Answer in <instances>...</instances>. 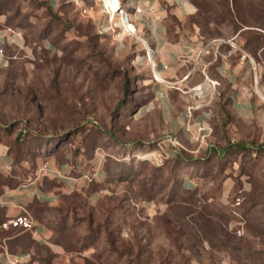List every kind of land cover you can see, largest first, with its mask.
I'll return each mask as SVG.
<instances>
[{"label": "rangeland", "instance_id": "1", "mask_svg": "<svg viewBox=\"0 0 264 264\" xmlns=\"http://www.w3.org/2000/svg\"><path fill=\"white\" fill-rule=\"evenodd\" d=\"M122 6L0 0V147L20 160L0 174L24 178L47 161L69 162L70 175L95 173L89 187L101 191L94 202L79 187L57 205L28 207L41 213L49 243L14 230L4 237L7 244L20 238L10 251L32 253L36 264H264V0L164 1L167 39L186 42L174 49L175 63L161 61L169 83L156 80L142 22ZM135 12L147 17L141 7ZM226 66L243 88L220 73ZM205 73L218 84L214 97L198 99L192 88ZM237 94L242 102L234 107ZM167 97L175 118L189 104L204 105L191 131L185 119L170 130L160 105ZM205 113L203 138L196 120ZM183 174L193 189H183Z\"/></svg>", "mask_w": 264, "mask_h": 264}, {"label": "crops", "instance_id": "2", "mask_svg": "<svg viewBox=\"0 0 264 264\" xmlns=\"http://www.w3.org/2000/svg\"><path fill=\"white\" fill-rule=\"evenodd\" d=\"M166 0H121L123 6L129 18L135 20L138 24V20L142 22L140 25V31L144 33L146 40L156 46L161 57V61L165 64H172L177 61V54L174 49L182 48L186 42L181 36L178 42L172 43L167 39V30L165 21L163 20L164 8L162 3ZM167 2H172L173 4H178L179 0H167ZM136 7L142 8L143 16L147 17L141 18V14L135 12ZM178 14V12H175ZM138 27V26H137ZM185 46V45H184ZM162 66V65H161ZM220 73L229 79L228 82L232 84V87L243 88V82L239 80V75L230 74L228 67H221ZM238 93V90L236 91ZM242 93V92H241ZM243 94V93H242ZM242 94H237L233 96V105L237 107V104L241 103ZM162 108V116L169 122V127L171 131H179L182 128V121L186 119V111H183L177 118L173 116L174 110L173 106L169 100V97L163 99L160 103ZM199 120H202V115L198 116ZM8 150V149H7ZM4 146L0 147V166H2L6 172L10 173V169L14 167L13 158L8 153ZM26 164V162H25ZM101 165V163H99ZM26 166V165H24ZM77 168L79 166L77 165ZM74 166L71 163L55 164L50 163L51 173L36 183H30L34 180L35 176H30L28 179H23L19 184L10 187L6 186L1 196V204L7 209V216L16 215L21 211L23 207L28 208L38 201L43 204L57 205L63 194H68L75 190L76 188L83 187L86 185L84 179H77L79 176L70 175ZM98 175L101 180H104L106 173L101 169L97 170ZM87 173L86 171L83 173ZM7 174L6 176H11ZM18 179L19 176H16ZM189 183V181H187ZM186 183V182H185ZM188 183L186 185H188ZM101 191H96L89 196V200L94 202L98 199ZM34 235L35 240L43 243H49V232L45 225L38 221L37 232ZM18 260V263H15ZM36 264V261L32 259V253L29 252H10L6 242H0V264Z\"/></svg>", "mask_w": 264, "mask_h": 264}, {"label": "built area", "instance_id": "3", "mask_svg": "<svg viewBox=\"0 0 264 264\" xmlns=\"http://www.w3.org/2000/svg\"><path fill=\"white\" fill-rule=\"evenodd\" d=\"M137 10H141L140 8H137ZM130 20V19H129ZM225 43L230 44L232 47H234V49L239 50L241 52V58L243 60H245L246 58H250L253 63L254 59L248 54L246 53L244 50L241 49V47L237 44V42L234 39H229L227 41H225ZM150 45V44H149ZM209 45H206L203 50L201 52H199L198 54V58H201V55L204 51H206L208 49ZM147 51V56L148 59H150V54L152 53V55L154 56V59H158V62L155 60V63L153 64V70L157 69L159 70V72H161V59L159 57V51L155 48L152 47L150 45V49H146ZM182 57H185L184 53H181L180 55H178V58L181 59ZM196 64V63H195ZM196 69V65H194L191 69V71H189L186 76L183 78V80L178 81L177 83L183 82L186 79H189L193 73L195 72ZM162 73V72H161ZM154 76L156 78V75L154 73ZM157 81H159L158 79H156ZM159 82H163L164 81H159ZM208 84L209 85V89L207 91L202 92L201 94H198V92H201L202 90V85L204 84ZM171 84V83H170ZM218 81L215 79H212L208 74L205 73V79L203 82L199 83L196 86H193L192 88V96L196 97L198 99L201 98H208V97H214V93L217 87ZM203 104H189L186 108V125L184 127L185 130L187 131H191V121L194 119V112L203 108ZM207 113L204 114V117L206 119V121L208 120V114ZM206 121H202L197 119L196 123L199 129V133L201 134V136L204 138L206 137L208 134V132L210 131V128L207 126H204V124L206 123ZM175 142L173 143L174 146H179L180 148L183 147V145L181 144L180 140L175 137L174 138ZM158 159V158H155ZM51 173L50 170V162L47 161L45 162L43 165L40 166L38 173L35 177L34 180L30 181V183H36L38 182L40 179H42L43 177L49 175ZM96 174L95 173H90L87 172L85 174H81L77 179L75 178V180L78 179H84L85 181H92L96 178ZM20 229L23 231H31L33 234H35L37 232V228H38V221L36 218H34L33 214L30 213V210L28 208L23 207L21 209V211L19 213H17L16 215L13 216H7V218H5V220H3L0 223V231H8L10 229ZM1 242V241H0ZM15 263H18V260H15Z\"/></svg>", "mask_w": 264, "mask_h": 264}, {"label": "trees", "instance_id": "4", "mask_svg": "<svg viewBox=\"0 0 264 264\" xmlns=\"http://www.w3.org/2000/svg\"><path fill=\"white\" fill-rule=\"evenodd\" d=\"M231 102H233V97H231ZM184 111H186V109L184 110ZM198 111V110H197ZM197 111H195L194 112V115H195V113L197 112ZM202 115V117H203V119H202V121H206V119H205V117H204V114H201ZM197 119H198V117H197ZM231 147H233V145L231 146ZM230 147V148H231ZM11 151L9 150V154L12 156V158H13V163H14V165L17 163V162H19L20 160H16L14 157H13V155H12V153H10ZM104 171V170H103ZM105 172V171H104ZM27 173H28V176H25L24 178H22V177H20L19 179L16 177V176H18V175H15V173L14 174H12L11 176H3V175H1L0 174V223L3 221V220H5V218H7V209H6V207H4L2 204H1V196L3 195V192H4V189H5V187L6 186H10V187H13V186H15V185H17V184H19L23 179H28L30 176H35V174H29V171H27ZM188 178V174H183L182 175V181H181V184H182V187H183V189H187V190H191V189H193L194 188V184L191 182V181H189V183H188V185H186V179ZM191 180V179H190ZM96 180L94 179V180H92V181H86V185H84L83 186V188H88L87 189V192H88V194H89V196L92 194V193H94V192H96V191H100V190H98L97 188H90L89 186H90V184L91 183H93V182H95ZM97 182H99V181H97ZM101 182V181H100ZM61 199H62V197H61ZM61 201V200H60ZM43 203H40V202H38V201H36V202H34L32 205H37V206H40V205H42ZM31 205V206H32ZM41 207V206H40ZM31 208V207H30ZM42 209L44 208V207H41ZM33 216H34V218H36L37 219V221H39V222H41V223H43V218H42V215H41V213L39 212L38 214H36V215H34L33 214ZM14 230H20V229H10V230H8V231H0V241L2 242V241H4V242H6V239L4 238V237H6L8 234H10L11 232H13ZM64 229H59V232L61 233V232H64L63 231ZM20 231H23V230H20ZM31 232V231H30ZM32 233V232H31ZM33 234V233H32ZM18 241H20V238L19 239H16L15 241H12V242H10L11 244H7V242H6V244L7 245H10L9 247V250L12 248V245H16V244H18ZM35 241V240H34ZM62 243V245L65 247V249H66V251H71L72 250V248H70V249H68L67 250V247H68V245L64 242V241H61ZM37 243H39V244H41L40 242H38L37 241ZM93 245V243H89V244H86V245H84V246H82L81 248H79V251H81V250H83V249H86V248H88V247H90V246H92ZM71 246H73L72 244H71ZM11 252V251H10ZM97 261H99V260H101V256H97ZM46 262V264H52V262L50 261V260H48V261H45ZM83 264H95L92 260H90V259H86L85 260V262L83 263Z\"/></svg>", "mask_w": 264, "mask_h": 264}, {"label": "bare ground", "instance_id": "5", "mask_svg": "<svg viewBox=\"0 0 264 264\" xmlns=\"http://www.w3.org/2000/svg\"><path fill=\"white\" fill-rule=\"evenodd\" d=\"M126 13H125V11L124 10H122L119 14H118V16L121 18V20H122V22H123V24H124V26H125V30L127 31V32H130L131 34H134L135 35V33H134V31H133V29H132V27H131V25L129 24V22H128V19L126 18V15H125ZM119 18V19H120ZM140 40H141V42L143 43V45L145 46V49H150V45L148 44V42L146 41V40H144V39H141L140 38ZM151 56H150V59H149V61H150V63L152 64V66H153V64L155 63V61H154V58H153V55H152V53L150 54ZM153 72L155 73V75H156V78L159 80V81H164L165 83H169V81L166 79V78H164L159 72H158V70L157 69H154L153 70ZM207 84V83H206ZM203 86V85H202ZM202 88V87H201ZM207 91V90H206ZM261 94V93H260ZM261 97L264 99V95L263 94H261Z\"/></svg>", "mask_w": 264, "mask_h": 264}, {"label": "water", "instance_id": "6", "mask_svg": "<svg viewBox=\"0 0 264 264\" xmlns=\"http://www.w3.org/2000/svg\"><path fill=\"white\" fill-rule=\"evenodd\" d=\"M126 15V14H125ZM126 17H127V15H126ZM257 67H256V64H255V69H256ZM261 91L259 90V93H260ZM262 94V93H261Z\"/></svg>", "mask_w": 264, "mask_h": 264}]
</instances>
